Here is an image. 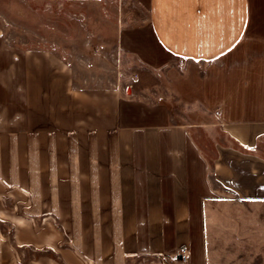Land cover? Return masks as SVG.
<instances>
[{
  "label": "crops",
  "instance_id": "crops-1",
  "mask_svg": "<svg viewBox=\"0 0 264 264\" xmlns=\"http://www.w3.org/2000/svg\"><path fill=\"white\" fill-rule=\"evenodd\" d=\"M37 1L112 16L97 42L131 70L204 63L203 113L177 120L147 81L0 123V264H264V0Z\"/></svg>",
  "mask_w": 264,
  "mask_h": 264
},
{
  "label": "rangeland",
  "instance_id": "rangeland-1",
  "mask_svg": "<svg viewBox=\"0 0 264 264\" xmlns=\"http://www.w3.org/2000/svg\"><path fill=\"white\" fill-rule=\"evenodd\" d=\"M95 10L94 5L83 6L75 1L55 2L49 6L37 0H0L2 127L15 125L21 113L26 118L32 109L45 114L58 113L65 106V98L69 100V96H73V101L76 100L71 94L74 89L89 92L98 87H113L131 95L133 89L144 91L143 82L147 81L153 89L146 95L147 99L167 103L177 120H190L194 116L197 119V115L203 113L196 107L192 110L189 105L198 103L200 107L203 101L199 88L204 63L182 60L154 71L138 67L131 70L135 65L111 54L109 46L101 48L98 44L99 40L103 43L101 36L113 35L115 20L107 13L95 14ZM87 11L89 14L85 13ZM130 75L133 78L139 75V79L135 81ZM143 78H147L146 81ZM7 194L2 192L0 210L6 208L10 214L14 206L4 199ZM0 216L4 218L2 228L11 238L15 224L10 215L0 212ZM49 225L34 223L33 228L41 234L59 231L57 224V228ZM30 245L28 243L23 250L28 259L52 254L51 248L42 246L39 251ZM77 262L89 264L84 259Z\"/></svg>",
  "mask_w": 264,
  "mask_h": 264
},
{
  "label": "built area",
  "instance_id": "built-area-1",
  "mask_svg": "<svg viewBox=\"0 0 264 264\" xmlns=\"http://www.w3.org/2000/svg\"><path fill=\"white\" fill-rule=\"evenodd\" d=\"M181 260L186 261L187 260V249L183 248L180 253Z\"/></svg>",
  "mask_w": 264,
  "mask_h": 264
}]
</instances>
